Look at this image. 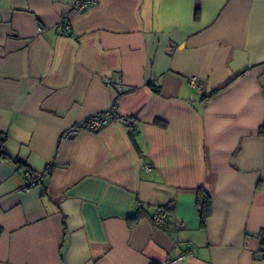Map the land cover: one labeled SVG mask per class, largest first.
Returning a JSON list of instances; mask_svg holds the SVG:
<instances>
[{
    "label": "crops",
    "instance_id": "1",
    "mask_svg": "<svg viewBox=\"0 0 264 264\" xmlns=\"http://www.w3.org/2000/svg\"><path fill=\"white\" fill-rule=\"evenodd\" d=\"M75 1L0 0V264H264V0Z\"/></svg>",
    "mask_w": 264,
    "mask_h": 264
},
{
    "label": "built area",
    "instance_id": "2",
    "mask_svg": "<svg viewBox=\"0 0 264 264\" xmlns=\"http://www.w3.org/2000/svg\"><path fill=\"white\" fill-rule=\"evenodd\" d=\"M98 0H76L72 6V11L74 13H82L84 12L88 7L96 5ZM67 29V25L63 24V30ZM38 31H41L39 28ZM104 81L106 84L111 86H117L120 87V84L118 80L114 78H105ZM189 83L191 85L196 86V77H190ZM117 123L120 125H123L125 127H129L133 124V120L126 115L120 114L117 110V107L115 104L110 105L107 109L104 111L94 113L87 118H85L83 121L74 124L72 127H70L66 132L65 135L69 136L72 134L77 133L80 130H88L96 132L101 127L109 124V123ZM50 170V167H47L43 169L42 171H28V170H22V174L24 178L27 180V183L29 185L36 184L39 181H42L46 178L47 172ZM166 218V213L163 211H158L151 217V222L155 226H160L164 223Z\"/></svg>",
    "mask_w": 264,
    "mask_h": 264
},
{
    "label": "trees",
    "instance_id": "3",
    "mask_svg": "<svg viewBox=\"0 0 264 264\" xmlns=\"http://www.w3.org/2000/svg\"><path fill=\"white\" fill-rule=\"evenodd\" d=\"M63 21H64V17H63ZM65 24V21L64 23H62V25ZM151 85V83H150ZM153 89L155 91H158V89L156 87H153ZM215 93V92H214ZM213 93V94H214ZM134 123V122H133ZM159 121H155V124H158ZM130 128V135H131V138L133 140V143L134 145L136 146V141H135V136H136V133H135V128L134 127V124H132L131 126H129ZM260 134H264V127H262L259 131ZM0 153H1V156L4 157V158H11L10 155L7 153V151L3 148V138L0 137ZM15 164L18 166V168L20 169H23V170H28V171H31L29 169H25L23 168V165L21 164V162H19L18 160H14ZM46 168V167H45ZM32 172V171H31ZM50 173V170H48L47 172V175ZM36 184H42L43 185V182L39 181L37 182ZM29 185V184H28ZM196 204L199 208V210L201 211V223L204 222L206 216L208 215L209 213V210H210V197L209 195L203 190V189H198L197 190V193H196ZM141 212L138 210L135 214H131L127 217L126 221H127V225L131 228L136 222L137 220L141 217ZM0 232H1V229H0ZM262 245H264V241L261 242ZM262 252H264V247H262Z\"/></svg>",
    "mask_w": 264,
    "mask_h": 264
}]
</instances>
